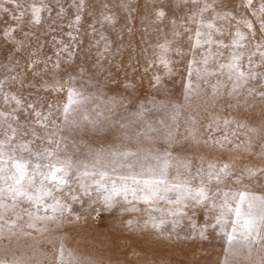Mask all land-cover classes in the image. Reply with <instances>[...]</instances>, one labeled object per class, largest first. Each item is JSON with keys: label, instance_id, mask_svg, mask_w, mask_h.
I'll return each instance as SVG.
<instances>
[{"label": "snow or ice", "instance_id": "6c2138e0", "mask_svg": "<svg viewBox=\"0 0 264 264\" xmlns=\"http://www.w3.org/2000/svg\"><path fill=\"white\" fill-rule=\"evenodd\" d=\"M254 247L264 0H0V264H244Z\"/></svg>", "mask_w": 264, "mask_h": 264}, {"label": "rangeland", "instance_id": "374dc122", "mask_svg": "<svg viewBox=\"0 0 264 264\" xmlns=\"http://www.w3.org/2000/svg\"><path fill=\"white\" fill-rule=\"evenodd\" d=\"M109 3H113V0H108ZM70 15V13H69ZM121 23L123 21L121 20ZM137 25L139 26V22H137ZM64 31H69L67 27H65ZM59 38V37H58ZM66 39V37H64ZM49 54H51V50L49 49ZM145 85H147V81H145ZM147 95V93H145ZM191 108L192 110H198L200 106H202L205 103V100L203 98H198L193 96L191 100ZM108 222H102L98 225L96 232L89 237V241L92 245V247L89 249V251H93L98 257L104 258L107 255H109V249L111 247V238L108 235ZM222 241L219 239L212 241V251H211V260H216L218 256L221 254L220 249L222 247ZM72 247H75V245H71ZM207 248V244L204 246ZM41 248L43 251H50L51 246L50 245H41ZM80 251H84L83 249H79ZM247 256V259L244 261V264H264V251H260L256 247L253 248L251 255L248 256L247 253H245ZM179 259H184L183 256H180ZM189 259H192V257H189ZM196 259H199V256L196 257Z\"/></svg>", "mask_w": 264, "mask_h": 264}]
</instances>
